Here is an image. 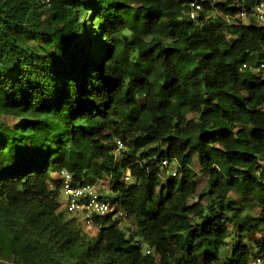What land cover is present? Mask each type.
I'll return each mask as SVG.
<instances>
[{
    "label": "trees",
    "instance_id": "obj_1",
    "mask_svg": "<svg viewBox=\"0 0 264 264\" xmlns=\"http://www.w3.org/2000/svg\"><path fill=\"white\" fill-rule=\"evenodd\" d=\"M190 1L0 0V263L264 264V27L237 18L254 0H197V21ZM63 172L110 183L91 240ZM215 194L237 228L224 255L228 220L203 209ZM245 232L261 234L257 254Z\"/></svg>",
    "mask_w": 264,
    "mask_h": 264
},
{
    "label": "built area",
    "instance_id": "obj_2",
    "mask_svg": "<svg viewBox=\"0 0 264 264\" xmlns=\"http://www.w3.org/2000/svg\"><path fill=\"white\" fill-rule=\"evenodd\" d=\"M254 1L256 3L252 8L251 14L241 11L237 18L245 23L252 19L255 23L264 27V0ZM44 3L49 4V0H44ZM201 11H203V7L199 1H190L187 14L191 20L197 21L198 14ZM260 69L264 71V63L260 65ZM123 149V143L121 141H117V148L114 152L115 155ZM165 164L170 167V164H168L167 161ZM170 171L173 175H175L173 167ZM61 179V200L63 206L70 216L77 217L84 223V226H94L95 216L105 217L113 211L111 203L108 200H105V198L100 194V192L106 188V184L103 180L99 179L94 183L75 182L73 175L68 172H63L61 174ZM124 180L126 183L132 182L133 178L131 177L130 172L126 173ZM116 216L125 217V214L123 211H120ZM145 252L146 254L150 253L148 250Z\"/></svg>",
    "mask_w": 264,
    "mask_h": 264
},
{
    "label": "rangeland",
    "instance_id": "obj_3",
    "mask_svg": "<svg viewBox=\"0 0 264 264\" xmlns=\"http://www.w3.org/2000/svg\"><path fill=\"white\" fill-rule=\"evenodd\" d=\"M210 14V13H209ZM91 17V16H90ZM89 15L87 17V20L90 19ZM264 73V72H263ZM189 118L193 116V114H189L188 115ZM9 125H12V122L9 121L8 122ZM154 146H151L148 148V150L151 148H153ZM125 151V150H124ZM123 157V156H122ZM175 165H173L172 167H174ZM191 168L193 169V171L196 173L198 178H203L206 179L209 175V173L207 171L202 170L201 168V164L198 161V157L197 155H193V162L191 163ZM165 175L166 178H164V183L165 179L167 180V178L171 175V173L168 171H165ZM229 180H224V184L226 186H228L230 188V192L227 194V200L231 201V203L236 207V208H241L242 212H241V216H251L254 217L256 219L259 220V213H260V209L255 208V209H251L248 206H245L242 204L241 199L239 198V196L237 195V193L235 192L234 188L230 187V184L228 182ZM202 189L205 188L204 183H201ZM102 194H104V198L105 200L108 199H112L114 197V194L112 193V191L110 190V183L106 184V188L104 190L101 191ZM158 193L159 194H163L164 196H167L169 191L168 190H164V189H158ZM197 201V198H190L188 200V204L191 205L193 203H195ZM220 201V198L218 197L217 194L215 195H211L206 202L203 203V209L205 211H210V209H214L213 211H216L218 213V215H222L223 217H225L228 221H226V225L228 226L229 229V237L226 240L223 248L221 249V253L222 255L227 254L228 250H229V245L231 243V238L235 235V233L237 232V228L235 226V223H231L230 219H232V215L234 212L230 211L229 209H225V210H221L218 206L217 203ZM242 205V206H241ZM65 216V218L70 219L71 217L68 216L67 214L63 215ZM193 219V217H192ZM119 222H120V228L125 232L126 237L130 238V236H134L136 231H137V227H136V221L133 217H119ZM92 227H87L84 226L83 224L81 225V229L83 230V233L89 237V239L91 240V236L94 235V233L97 231L95 228ZM242 239L245 243H247L250 248L252 249V253L257 254V249H256V244L258 242H260L262 240V236L260 233L258 234H249V233H243L242 234ZM134 241L142 248L144 249L145 247H147L146 243H144L142 240H140L138 237H134ZM228 243V244H227ZM146 249V248H145ZM4 260V262H1L0 264H12L11 263V259L9 258H2ZM257 264H259L260 262L257 261ZM158 264V263H156Z\"/></svg>",
    "mask_w": 264,
    "mask_h": 264
}]
</instances>
